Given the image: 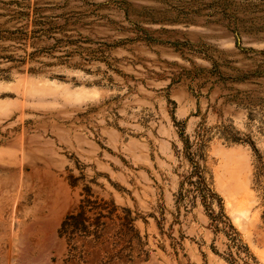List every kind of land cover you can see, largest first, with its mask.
I'll return each instance as SVG.
<instances>
[{"label": "rangeland", "instance_id": "obj_1", "mask_svg": "<svg viewBox=\"0 0 264 264\" xmlns=\"http://www.w3.org/2000/svg\"><path fill=\"white\" fill-rule=\"evenodd\" d=\"M228 1L233 32L213 0H0V264H264V75L237 80L264 72V0ZM84 187L115 208L97 240L59 235Z\"/></svg>", "mask_w": 264, "mask_h": 264}, {"label": "trees", "instance_id": "obj_2", "mask_svg": "<svg viewBox=\"0 0 264 264\" xmlns=\"http://www.w3.org/2000/svg\"><path fill=\"white\" fill-rule=\"evenodd\" d=\"M11 4L19 5L18 2H12ZM123 4V2H122ZM235 4L228 0H213L212 3L206 5L207 9H209V13L207 16L216 17V22L224 25L230 31H236L240 21L236 16V10H233L232 7ZM43 9L37 7V31L34 34H37V37H46L52 38L54 34H62L61 39H53L56 44L61 45L63 42L69 44L71 42L69 36H66L65 33L68 32L66 29V24H72V22L66 19L68 16L66 14L54 15L50 17H46L42 14ZM57 19H64L63 24L56 23ZM10 37L15 38L16 40H20L23 36H25L22 30H16L9 32ZM142 35V36H141ZM136 37L130 39V41H158L157 39H153L149 36L148 32L145 30H141V34L138 33L135 35ZM3 38V37H2ZM172 46L176 47L177 43H171ZM257 76L264 75V72H259V70L254 71L250 75H244L237 78L239 81L246 80L249 76ZM187 144L185 150L186 153L191 156L190 160L196 164L193 166V170L190 172V175L187 177V182L191 185L196 192V195L201 199V203L206 210H210V203L212 199L216 198V195L207 187L205 183V179L202 176V170L200 165H198L194 161L196 156L201 157V148H202V137L198 136L197 142L195 143V148L188 145V141L185 140ZM258 158V165L256 167L255 172V186L257 189L262 191L263 199H264V163L260 156ZM195 178L194 180L192 178ZM71 186H74L71 184ZM81 199L78 202L77 207L69 212L61 222L59 228V235L65 238L71 239L73 236L80 237H92L97 240L100 236V232L104 227V220L111 219L115 212V208L113 203L109 204L103 199L98 200L94 198L91 194V190L89 187H84L82 193L80 194ZM211 221H216L211 218ZM222 222V221H220ZM226 225V223L223 222ZM231 228L230 226H228ZM232 241L234 239L231 238Z\"/></svg>", "mask_w": 264, "mask_h": 264}]
</instances>
